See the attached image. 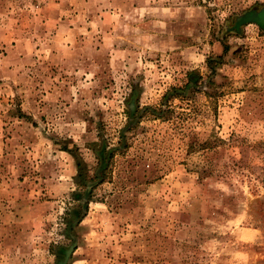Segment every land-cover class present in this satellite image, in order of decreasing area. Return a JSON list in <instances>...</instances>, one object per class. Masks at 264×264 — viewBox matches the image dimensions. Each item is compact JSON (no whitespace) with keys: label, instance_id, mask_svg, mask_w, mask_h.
I'll use <instances>...</instances> for the list:
<instances>
[{"label":"rangeland","instance_id":"rangeland-1","mask_svg":"<svg viewBox=\"0 0 264 264\" xmlns=\"http://www.w3.org/2000/svg\"><path fill=\"white\" fill-rule=\"evenodd\" d=\"M263 8L0 0V264H264Z\"/></svg>","mask_w":264,"mask_h":264},{"label":"trees","instance_id":"trees-1","mask_svg":"<svg viewBox=\"0 0 264 264\" xmlns=\"http://www.w3.org/2000/svg\"><path fill=\"white\" fill-rule=\"evenodd\" d=\"M248 14L249 15H253V17H254L253 21H255L257 24L263 26V24H264V8L262 10H260V11L253 10V11L245 13L244 15L239 16L238 17V23L239 24L248 23L247 21H245L243 19V16L248 15ZM103 152L105 153L104 149H103ZM106 171H107V168H105L103 170V173H106Z\"/></svg>","mask_w":264,"mask_h":264},{"label":"water","instance_id":"water-1","mask_svg":"<svg viewBox=\"0 0 264 264\" xmlns=\"http://www.w3.org/2000/svg\"><path fill=\"white\" fill-rule=\"evenodd\" d=\"M253 15H245V16H243V19L245 20V21H247V22H249V21H252L253 20Z\"/></svg>","mask_w":264,"mask_h":264}]
</instances>
